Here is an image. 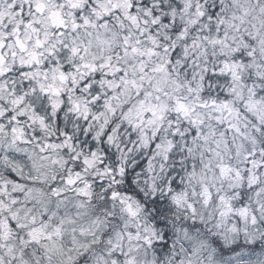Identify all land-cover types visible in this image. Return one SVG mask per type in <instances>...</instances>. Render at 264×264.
<instances>
[{
	"label": "clouds",
	"instance_id": "clouds-1",
	"mask_svg": "<svg viewBox=\"0 0 264 264\" xmlns=\"http://www.w3.org/2000/svg\"><path fill=\"white\" fill-rule=\"evenodd\" d=\"M100 2L0 0V264H264V0Z\"/></svg>",
	"mask_w": 264,
	"mask_h": 264
},
{
	"label": "snow or ice",
	"instance_id": "snow-or-ice-1",
	"mask_svg": "<svg viewBox=\"0 0 264 264\" xmlns=\"http://www.w3.org/2000/svg\"><path fill=\"white\" fill-rule=\"evenodd\" d=\"M90 3H93V0H89ZM55 3H56V7L53 8V10L49 13V15L53 18V23L55 24L56 27L58 28H66L67 26L63 23V13H62V10L65 8V6L67 5L68 7H71L73 9H76V8H84L86 7L83 3H82V0H55ZM9 7H14V5H9ZM32 9H33V12L35 13H40V12H43L46 5H45V0H33V3L31 5ZM113 8H115V5H113ZM102 10L103 12V15L105 17L109 16L110 15V11L107 7H104L103 4H101L100 0H94V6L91 8V11L94 13V14H97V16L100 15V11ZM4 13L2 11H0V24L3 23V18H4ZM200 16H203L204 15V12L201 11L199 13ZM218 13H210L208 15V19L209 21H211L215 16H217ZM77 16L80 17V20L83 21L84 24H88L89 21H88V18L86 16H83L81 13H77L76 15L73 16V29H76L80 26V23L79 21L77 20ZM134 19V18H133ZM156 21L154 20L153 23H155ZM223 24V20H221L218 25H217V32L219 33V27ZM25 26H27V23H25ZM17 35L15 37L16 39V42L17 44H20L21 43V40H20V36H19V32L21 31V28L19 26V24L17 25L16 29H15ZM58 35H63V32H59L57 33ZM207 39V37H205ZM63 43V42H61ZM127 40H125V44H127ZM36 45L37 47H40L41 44H40V40L39 38H37V41H36ZM3 46V42H0V47ZM64 48H68V45L67 44H64L63 45ZM247 46V45H245ZM71 53L73 55L77 54L79 52V48L77 47H72L70 49ZM125 51H128V49L126 48ZM132 52H136L137 49L135 47H133L131 49ZM52 50L49 49V53L51 54ZM249 56L253 55V53H249L248 54ZM110 59L104 63V64H101L100 67L101 68H111V64H110ZM83 67L87 68L89 67V65H87L86 63L83 65ZM91 68L93 71L96 70V65L93 64L91 65ZM218 71L221 72V74L227 78L228 75H232V76H236L237 75V64L235 62L233 63H229L228 61H223V63L221 64V67L220 69H218ZM115 72L116 73H120L121 74V78L123 79L124 77L127 76V73L125 71H123L121 69V67L119 66V64H117L115 66ZM111 75L110 72H106L105 73V76H109ZM97 80L101 83V85H103L104 83H107L106 80L102 79L101 77H97ZM125 83H127L128 81L125 80L124 81ZM132 85L135 86V81L133 80L132 81ZM91 86V85H90ZM109 87H111V85L109 84ZM99 97H94L93 99H98ZM180 107H183V105H180ZM13 132H15V129H12ZM221 199H223L221 197ZM229 208H230V205H229ZM245 213V210L244 209H241L240 211V215H244ZM253 222H255V217H253ZM9 223L11 224V221H9ZM13 227L15 225H12ZM29 235L31 236V233H29Z\"/></svg>",
	"mask_w": 264,
	"mask_h": 264
}]
</instances>
